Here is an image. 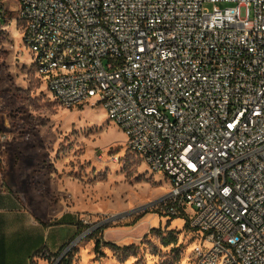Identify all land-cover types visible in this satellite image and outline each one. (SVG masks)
Here are the masks:
<instances>
[{"label":"built area","instance_id":"obj_1","mask_svg":"<svg viewBox=\"0 0 264 264\" xmlns=\"http://www.w3.org/2000/svg\"><path fill=\"white\" fill-rule=\"evenodd\" d=\"M16 1L54 100L101 105L162 176L143 210L186 219L194 264H264V0ZM112 220L80 215L79 234L30 264L71 262Z\"/></svg>","mask_w":264,"mask_h":264},{"label":"rangeland","instance_id":"obj_2","mask_svg":"<svg viewBox=\"0 0 264 264\" xmlns=\"http://www.w3.org/2000/svg\"><path fill=\"white\" fill-rule=\"evenodd\" d=\"M5 4L0 0L4 161L15 160L19 168L27 156L33 157V175L25 174L33 184L40 182L34 189L50 210L60 207L78 217L113 219L75 247L71 264H83L85 252L90 255L88 264H194L192 251L198 239L186 219L155 215L160 224H151L154 210H143L142 206L168 190L162 176L127 149L123 131L101 105L66 108L54 100L32 68V52L23 42L21 23L15 20L17 6L8 11ZM144 217L145 224L137 227ZM126 235L136 239L117 245L120 236ZM97 239L101 241L98 253L94 250Z\"/></svg>","mask_w":264,"mask_h":264},{"label":"crops","instance_id":"obj_3","mask_svg":"<svg viewBox=\"0 0 264 264\" xmlns=\"http://www.w3.org/2000/svg\"><path fill=\"white\" fill-rule=\"evenodd\" d=\"M3 3L8 11L16 6L18 9L16 0H3ZM0 13V16L4 14ZM4 149L5 146L0 144V164L3 165L0 169V264H30L31 257L38 250L46 248L57 252L82 228L78 224V213L60 207L50 210L46 200L41 199L39 190L34 189L40 182L33 184L32 177L27 178L25 174L31 171L33 175V157L27 156L17 168L15 160L4 161ZM146 218L137 227L145 224ZM150 219L151 224L153 221L158 224L155 215ZM120 238L122 240L117 241V245H126L136 239L132 235ZM89 257L85 252L81 257L83 264H88Z\"/></svg>","mask_w":264,"mask_h":264},{"label":"trees","instance_id":"obj_4","mask_svg":"<svg viewBox=\"0 0 264 264\" xmlns=\"http://www.w3.org/2000/svg\"><path fill=\"white\" fill-rule=\"evenodd\" d=\"M173 218H175V217H173ZM172 218V219H173ZM186 224H187V222H186ZM187 226H188V224H187ZM189 227V226H188ZM190 229V228H189ZM97 233V232H96ZM95 233V234H96ZM165 245H167L168 244V242H165L164 243ZM100 245H101V241L99 240V239H97L96 241H95V244H94V250H95V252H99L100 251ZM104 246H106V247H110V248H113V249H117V247L115 246V245H111V244H104ZM65 264H71V262L70 261H67Z\"/></svg>","mask_w":264,"mask_h":264},{"label":"bare ground","instance_id":"obj_5","mask_svg":"<svg viewBox=\"0 0 264 264\" xmlns=\"http://www.w3.org/2000/svg\"><path fill=\"white\" fill-rule=\"evenodd\" d=\"M100 208H101V207H100ZM85 251H86V250H85ZM186 259H187V258H186ZM183 260H184V259H183ZM183 260H182V261H183Z\"/></svg>","mask_w":264,"mask_h":264}]
</instances>
